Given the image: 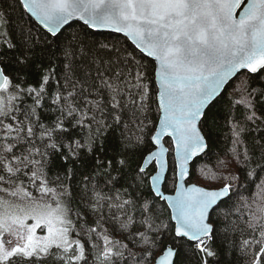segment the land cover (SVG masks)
<instances>
[{
  "label": "snow or ice",
  "instance_id": "1",
  "mask_svg": "<svg viewBox=\"0 0 264 264\" xmlns=\"http://www.w3.org/2000/svg\"><path fill=\"white\" fill-rule=\"evenodd\" d=\"M0 264H264V0H0Z\"/></svg>",
  "mask_w": 264,
  "mask_h": 264
}]
</instances>
